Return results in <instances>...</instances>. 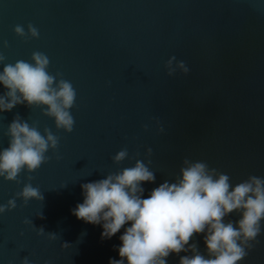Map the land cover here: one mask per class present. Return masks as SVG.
<instances>
[{
	"label": "water",
	"instance_id": "95a60500",
	"mask_svg": "<svg viewBox=\"0 0 264 264\" xmlns=\"http://www.w3.org/2000/svg\"><path fill=\"white\" fill-rule=\"evenodd\" d=\"M28 24L39 30L38 39L15 35L16 25L27 31ZM35 51L49 57L50 74L75 88V125L70 134L57 130L42 115L46 109L26 104L0 113V150L9 146L4 133L17 115L60 137L56 153L50 150L48 163L31 174L44 200L24 206L18 199L16 209L0 215V264H22L25 257L28 264L119 260L120 236L131 224L102 239V224L78 220L72 210L83 203L82 184L137 159L151 160L155 172L154 182L141 185L142 198L176 182L185 159L229 175L233 187L249 176L264 178V0H0L4 63L31 62ZM173 56L185 63L186 75L167 74ZM5 92L0 84V95ZM125 147L129 158L114 164ZM28 175L22 172L19 184L0 178V205L22 190ZM239 219L233 212L224 222ZM41 227L45 235L38 236ZM205 234H194L186 248L196 244L207 258ZM186 255L194 253H172L167 264ZM240 264H264V221Z\"/></svg>",
	"mask_w": 264,
	"mask_h": 264
},
{
	"label": "clouds",
	"instance_id": "9594fccd",
	"mask_svg": "<svg viewBox=\"0 0 264 264\" xmlns=\"http://www.w3.org/2000/svg\"><path fill=\"white\" fill-rule=\"evenodd\" d=\"M14 33L25 41L39 38V30L32 24L27 25V31L23 25H16ZM5 59L0 54V64L4 65L0 84L6 89L0 95V113L11 112L21 104L31 109L43 108L46 110L42 115L54 119L57 130L70 134L75 125L71 109L77 95L72 83L60 73H49L50 60L43 52H33L31 62L18 60L12 64L4 63ZM175 61L173 56L166 62L167 74L173 76L180 71L186 75L189 69L185 63ZM148 127L144 125V130L148 131ZM163 132V127H158V133ZM4 135L9 138V146L0 150V178L19 184L18 177L26 171L29 182L6 204L0 205V215L16 209L18 199L24 206L29 201L44 200L40 189L32 185L31 174L48 163L50 157L46 154L50 150L55 154L60 141L49 128L45 127L42 133L38 124L30 125L19 115ZM151 154L152 149L148 148L146 155ZM128 158L125 147L112 159L119 165ZM150 164L151 160L146 164L137 159L132 167L81 185L84 200L72 214L85 223L102 224V239H111L124 225L131 224L120 236V259H110L109 264H125V261L127 264H167L170 254L183 251H192L194 255L181 257L179 264H240L261 234L264 178L249 176L233 187L229 175L210 169L206 162L185 159L176 182L165 181L148 198H142L141 185L155 181ZM233 212L240 215L238 222L225 223V217ZM39 217L43 219L42 214ZM24 223L34 227L30 220ZM205 232L207 258L199 253L196 244L186 248L194 234ZM37 235H45L43 227L37 230ZM48 239L55 240V233H48ZM22 264H28L27 257Z\"/></svg>",
	"mask_w": 264,
	"mask_h": 264
}]
</instances>
